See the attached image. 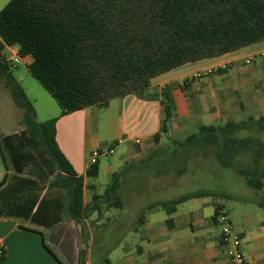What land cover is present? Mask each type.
I'll return each instance as SVG.
<instances>
[{
    "label": "trees",
    "instance_id": "trees-1",
    "mask_svg": "<svg viewBox=\"0 0 264 264\" xmlns=\"http://www.w3.org/2000/svg\"><path fill=\"white\" fill-rule=\"evenodd\" d=\"M262 39L264 0H11L0 11V80L24 111L26 130L0 135L7 170L12 167L16 173H8L0 183V219L51 227L62 219L50 218L51 208L43 213L41 196L45 189H60L65 193L61 206L66 218L83 224L95 213L100 215L103 206L123 208V180L132 170L134 178L144 172L159 177L169 168L184 176L190 165L220 166L239 173L255 190L264 186V118H249L221 127L202 126L184 141L160 146L114 174L104 195H95L86 206L84 179L56 142L57 119L36 120L32 103L13 76V64L4 55L7 46L19 47L22 58L31 56L28 71L65 116L92 106L106 108L116 98L147 89L161 73ZM226 72L227 68L218 69V74ZM164 104L168 119L171 110ZM159 139V134L154 137L156 145ZM30 146L38 148V159ZM27 171L29 177L23 176ZM206 196L234 198L205 189L148 209L162 207L171 214L179 204Z\"/></svg>",
    "mask_w": 264,
    "mask_h": 264
},
{
    "label": "crops",
    "instance_id": "crops-1",
    "mask_svg": "<svg viewBox=\"0 0 264 264\" xmlns=\"http://www.w3.org/2000/svg\"><path fill=\"white\" fill-rule=\"evenodd\" d=\"M13 50L5 48L8 60ZM31 62V56L21 57L13 67L17 69L22 63L27 67ZM223 68H227L224 74L196 78L198 73ZM164 102L171 110L168 119ZM249 118H264V39L161 73L147 89L116 98L106 108L92 106L65 116L60 108L48 120L57 119L56 142L78 176L83 177L84 203L90 206L94 196H103L114 174L127 164L162 145L184 141L202 126L221 127ZM16 122L9 129L0 123V135H20L26 130L17 129L23 125L22 119ZM158 134L156 145L154 137ZM110 146H114L113 153L101 156L95 165L91 163L92 151ZM3 154L6 151L0 150V183L8 173L16 174L12 167L7 170ZM23 176L29 177L26 173ZM99 179L101 183H97ZM231 194L232 199L192 198L171 214L162 207L146 208L129 231L122 229L126 219L122 213L118 223L104 229L115 232L111 245L101 238L98 244L90 241L85 246L76 223L66 218L61 206L65 193L45 189L41 196L45 200L43 213L51 208L48 216H59L61 222L46 227L19 218L0 219V239L6 249L0 264H80L82 250L88 247L91 254L86 264H228L229 256L220 241L221 226L215 219L218 208L229 212L242 237L248 264H264V201ZM223 199L241 207H234L232 213Z\"/></svg>",
    "mask_w": 264,
    "mask_h": 264
},
{
    "label": "rangeland",
    "instance_id": "rangeland-1",
    "mask_svg": "<svg viewBox=\"0 0 264 264\" xmlns=\"http://www.w3.org/2000/svg\"><path fill=\"white\" fill-rule=\"evenodd\" d=\"M11 0H0V11ZM13 76L24 89L29 101L32 103L36 113V120L40 123L45 122L55 112L60 110L57 101L44 89L40 82L27 70L24 63L17 69H13ZM23 77V79H21ZM24 111L18 108L12 99L9 90L0 80V123L9 128H14L17 120L23 119ZM22 131L26 126L17 127ZM22 133V132H21ZM167 145V144H166ZM34 153V156H40L37 147H28ZM171 148V147H170ZM169 149L167 152H171ZM145 157V156H144ZM138 161V160H137ZM133 161L131 163H136ZM130 163V164H131ZM246 165L249 160H245ZM161 167L162 165H154ZM196 166V167H194ZM175 169V168H174ZM173 168L167 169L163 175L156 177L153 172L140 173L138 178H134V171H130L123 180L121 196L123 208L108 210L105 206L101 207L100 215L95 213L83 224H75L79 239L87 245L88 242L98 244L103 239L111 245L114 242L115 232H104L113 222L118 223L119 215L125 214L126 219L122 222V229L133 230L137 219L149 205L163 201L178 199L186 194L200 191L213 190L225 193H234L235 196L255 197L259 202L264 201V188L261 191L250 188L245 179L237 172L231 169H225L220 166H201L190 165L189 170L184 176H178ZM29 176L30 172H26ZM102 179L97 180L101 183ZM89 200V199H88ZM223 204L227 210L234 213V207H241L239 203L224 200ZM90 205V204H88ZM110 213V214H108ZM75 228V227H74ZM72 230L71 232H73ZM102 238V240H101ZM85 249V248H84ZM90 247L82 250L83 263H87ZM97 257H94L96 263Z\"/></svg>",
    "mask_w": 264,
    "mask_h": 264
},
{
    "label": "built area",
    "instance_id": "built-area-1",
    "mask_svg": "<svg viewBox=\"0 0 264 264\" xmlns=\"http://www.w3.org/2000/svg\"><path fill=\"white\" fill-rule=\"evenodd\" d=\"M13 51L11 53V62L13 65H18L20 63L19 47L13 46ZM224 69V68H223ZM218 74V69H211L198 73L196 78H202L204 76H210ZM122 143L119 140V144ZM139 143V141H137ZM114 146L105 147L101 149H96L90 154V161L92 164H96L101 156L113 153ZM216 222L221 226V244L225 247L227 254L229 256L228 264H248L244 250H243V240L241 235L238 233L236 226L233 224L230 214L228 211L218 208L216 211ZM6 254L5 245L0 239V258L4 257Z\"/></svg>",
    "mask_w": 264,
    "mask_h": 264
}]
</instances>
